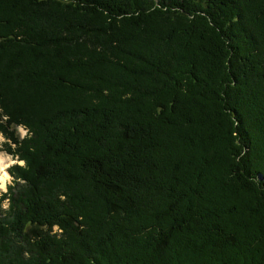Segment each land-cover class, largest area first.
I'll return each instance as SVG.
<instances>
[{
  "label": "trees",
  "instance_id": "trees-1",
  "mask_svg": "<svg viewBox=\"0 0 264 264\" xmlns=\"http://www.w3.org/2000/svg\"><path fill=\"white\" fill-rule=\"evenodd\" d=\"M0 136V264H264V0H0Z\"/></svg>",
  "mask_w": 264,
  "mask_h": 264
},
{
  "label": "rangeland",
  "instance_id": "rangeland-1",
  "mask_svg": "<svg viewBox=\"0 0 264 264\" xmlns=\"http://www.w3.org/2000/svg\"><path fill=\"white\" fill-rule=\"evenodd\" d=\"M18 133L20 135V138H23L26 135V131L24 128H18ZM5 142H6L5 139L2 138V136H0V155L3 158V162H5L6 167L4 168L5 169L4 171L6 172V170L10 166L15 165V164L22 165L23 163L16 161V160L14 161V159L11 157L10 154H7L6 152H4V143ZM10 182H11V178L9 175L6 178L5 182H3V183L0 182V194L6 191V187L10 184Z\"/></svg>",
  "mask_w": 264,
  "mask_h": 264
},
{
  "label": "bare ground",
  "instance_id": "bare-ground-1",
  "mask_svg": "<svg viewBox=\"0 0 264 264\" xmlns=\"http://www.w3.org/2000/svg\"><path fill=\"white\" fill-rule=\"evenodd\" d=\"M6 165L5 162H3V158L0 155V182L3 183L5 182L6 178L8 177V174L4 171Z\"/></svg>",
  "mask_w": 264,
  "mask_h": 264
}]
</instances>
